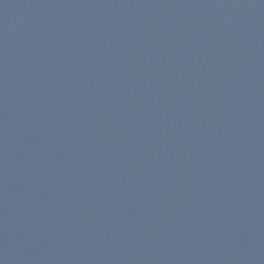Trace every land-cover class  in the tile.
I'll use <instances>...</instances> for the list:
<instances>
[{
  "label": "water",
  "instance_id": "1",
  "mask_svg": "<svg viewBox=\"0 0 264 264\" xmlns=\"http://www.w3.org/2000/svg\"><path fill=\"white\" fill-rule=\"evenodd\" d=\"M0 264H264V0H0Z\"/></svg>",
  "mask_w": 264,
  "mask_h": 264
}]
</instances>
